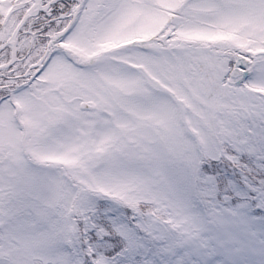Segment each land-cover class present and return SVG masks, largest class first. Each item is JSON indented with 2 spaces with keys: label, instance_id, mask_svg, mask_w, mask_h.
Instances as JSON below:
<instances>
[{
  "label": "snow or ice",
  "instance_id": "1",
  "mask_svg": "<svg viewBox=\"0 0 264 264\" xmlns=\"http://www.w3.org/2000/svg\"><path fill=\"white\" fill-rule=\"evenodd\" d=\"M0 264H264V0H0Z\"/></svg>",
  "mask_w": 264,
  "mask_h": 264
}]
</instances>
